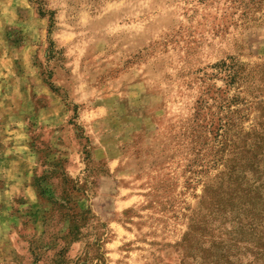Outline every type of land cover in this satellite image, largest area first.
<instances>
[{
	"label": "rangeland",
	"instance_id": "obj_1",
	"mask_svg": "<svg viewBox=\"0 0 264 264\" xmlns=\"http://www.w3.org/2000/svg\"><path fill=\"white\" fill-rule=\"evenodd\" d=\"M0 264H264V0H0Z\"/></svg>",
	"mask_w": 264,
	"mask_h": 264
}]
</instances>
